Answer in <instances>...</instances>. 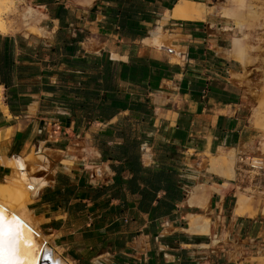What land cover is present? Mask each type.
<instances>
[{
  "label": "crops",
  "instance_id": "1",
  "mask_svg": "<svg viewBox=\"0 0 264 264\" xmlns=\"http://www.w3.org/2000/svg\"><path fill=\"white\" fill-rule=\"evenodd\" d=\"M24 1L42 12L46 37L0 34V191H21L42 242L67 264H264V174L236 164L237 155H263L258 112L247 107L260 84L250 78L255 68L235 59L232 20L217 15L227 0ZM186 3L193 6L176 18ZM59 30L77 38L73 56L62 55ZM37 46L58 54L25 50ZM104 61L109 88L86 87ZM61 72L98 94L96 106L105 95L123 108H77L82 92ZM127 142L138 174L117 156ZM13 156L25 159L35 191L15 181ZM219 156L234 158L232 179L227 169L209 171ZM198 185L214 188L206 206L188 205ZM236 191L258 201L254 215H234ZM188 215L209 219L206 231Z\"/></svg>",
  "mask_w": 264,
  "mask_h": 264
},
{
  "label": "rangeland",
  "instance_id": "2",
  "mask_svg": "<svg viewBox=\"0 0 264 264\" xmlns=\"http://www.w3.org/2000/svg\"><path fill=\"white\" fill-rule=\"evenodd\" d=\"M2 2L4 1H1V3ZM226 5L228 8L223 15H221L223 10H220L217 15L230 18L234 28L239 33L235 40H240L242 42V53L239 57L235 56V59H237L242 66H253L252 68H255V70L250 78L253 80L257 79L256 83L260 84L259 89L254 90L252 93L254 96L256 94L258 95L257 99L254 102L249 101L247 107L249 108L250 114L254 108L258 112L259 119L256 124L252 123V125L259 132L255 146L258 148L257 151L264 155V144H261L264 142V0H227ZM8 8L9 9L6 8L0 11L1 18L10 26L9 30L1 35L20 34L26 37H46L42 31L39 33L33 31L34 33H31L32 29L38 27L40 20L43 18L42 12L39 9L30 5H25L24 0H11V6H8ZM27 9L32 11L33 19L22 22V14ZM209 12L213 13L214 10H210ZM231 51L235 55L233 46H231ZM247 75H250V72H248ZM26 158L29 163L34 160L32 154ZM231 163L233 167L234 158ZM223 167L225 168V166ZM224 175L225 179H231L228 173L224 172ZM238 196H242L244 199L246 198L245 200H247V202L249 201L246 206V211H249V214L245 215H254L258 201L252 199L249 195L236 191L235 197ZM43 240L47 243L44 237Z\"/></svg>",
  "mask_w": 264,
  "mask_h": 264
},
{
  "label": "bare ground",
  "instance_id": "3",
  "mask_svg": "<svg viewBox=\"0 0 264 264\" xmlns=\"http://www.w3.org/2000/svg\"><path fill=\"white\" fill-rule=\"evenodd\" d=\"M1 1H4V2L1 3ZM85 2L88 3L89 0H85ZM8 6H11V0H0V11L5 10L6 8L9 9ZM183 6L184 7L182 8L177 7L173 10V13L176 18L182 17L184 12L186 10L188 11L189 9H191L193 5L186 3ZM221 15H223V13H221ZM29 19H33V13L30 9H27L26 11L23 12L21 20L22 22H24ZM9 28H10L9 24L6 23L1 18V13H0V34H5L9 30ZM33 31H36L37 33H39L41 29L39 27H36L32 29L31 33H34ZM37 157L40 159V156H37ZM24 160L18 156H13L8 161L7 166H9L16 173L15 176L18 178L15 181L17 182L19 187L26 188L31 193L35 191L36 188L39 186L36 185L37 183L36 179L28 176L27 174L28 172L25 171L26 169H25ZM210 162L211 163H210L209 171L218 172L223 169L226 171L227 169L228 170L227 172H229L230 174V175L228 174L229 177L231 179L233 178L234 172H233V167L231 165L232 159H227L226 157L219 156L215 158L212 157ZM223 166H225V168ZM12 179H15V178H12ZM2 190L0 191V208L4 210L5 217L8 219H11V217L15 215L18 218V220L21 222V224L23 225V227L20 228L19 235H18L19 259L21 260L22 264H46V261L49 264H67L63 260V258H60L59 255L55 253V250L50 245L42 242V240L40 239V232L38 231L35 222L33 221L32 218H30L26 210V207L29 203L28 200L26 199L21 200L18 197L19 195L20 197L22 196L21 191H19V193H17L15 196H12V195L7 196L6 192ZM207 190H214V188L200 186V185L195 187V189L190 191V195L188 198V205H193L195 203L194 201L196 200L198 201V204L206 206L205 203L208 200ZM12 191H16V190H12ZM10 192L11 191L7 193H10ZM245 199L242 196L237 197L235 201V205H234V215L242 216L246 212L249 213V211H246V206L248 205L247 203L249 201L247 202V200ZM208 220L204 217L202 218L201 216H197V215L187 216V222L192 227L198 225L201 221H203V224L205 225L204 227L205 231L209 224Z\"/></svg>",
  "mask_w": 264,
  "mask_h": 264
},
{
  "label": "trees",
  "instance_id": "4",
  "mask_svg": "<svg viewBox=\"0 0 264 264\" xmlns=\"http://www.w3.org/2000/svg\"><path fill=\"white\" fill-rule=\"evenodd\" d=\"M2 47L6 48L7 50V58H6V64L8 63L13 64L12 61V55H13V47L11 46V41L7 38L1 40ZM57 42L60 43L61 46V53L62 55L73 56L76 48H77V38L71 39L64 31H58L57 32ZM26 51H34L36 55L41 58L44 55H50L54 54L57 55V47H46V46H37L33 50L31 48L25 49ZM110 65V62H102V68L100 73H96L95 75H92L87 79L85 85L86 87L92 85V86H101L104 90H107L110 86V78L112 76V73H109L108 67ZM45 66V65H44ZM113 67L116 66L115 63L112 64ZM92 70L96 69V66L92 64L89 66ZM26 74H19L18 76H25ZM3 76V75H2ZM4 76L9 78L10 73L6 70L4 73ZM61 81H64V79H67L69 81L75 82L78 84V86L75 87V90L77 92H82L81 85L84 84L78 77H75L72 74H65L63 72L58 74ZM3 85H6L3 83ZM82 98L83 100L80 101V103H77V108L79 107L82 110H85L88 114L94 113L96 110L98 113L102 114H111L116 109L123 108V105L121 104V98L118 99L115 97H106L103 95L102 101H98V106H96L95 102L98 98V94L96 93H90V91L82 92ZM123 150L121 152L119 151L118 157L123 158L125 162H129L130 169L132 170L133 174H138V171H142V169L137 165V153H135L136 149L132 142H127L122 147ZM133 164V166H132Z\"/></svg>",
  "mask_w": 264,
  "mask_h": 264
},
{
  "label": "snow or ice",
  "instance_id": "5",
  "mask_svg": "<svg viewBox=\"0 0 264 264\" xmlns=\"http://www.w3.org/2000/svg\"><path fill=\"white\" fill-rule=\"evenodd\" d=\"M22 227L15 215L8 219L0 208V264H22L18 246L19 230Z\"/></svg>",
  "mask_w": 264,
  "mask_h": 264
},
{
  "label": "built area",
  "instance_id": "6",
  "mask_svg": "<svg viewBox=\"0 0 264 264\" xmlns=\"http://www.w3.org/2000/svg\"><path fill=\"white\" fill-rule=\"evenodd\" d=\"M236 164L246 168L252 175L264 174V155H237Z\"/></svg>",
  "mask_w": 264,
  "mask_h": 264
},
{
  "label": "clouds",
  "instance_id": "7",
  "mask_svg": "<svg viewBox=\"0 0 264 264\" xmlns=\"http://www.w3.org/2000/svg\"><path fill=\"white\" fill-rule=\"evenodd\" d=\"M242 42L240 40H233V46L237 50V54L241 55L242 48H241Z\"/></svg>",
  "mask_w": 264,
  "mask_h": 264
},
{
  "label": "water",
  "instance_id": "8",
  "mask_svg": "<svg viewBox=\"0 0 264 264\" xmlns=\"http://www.w3.org/2000/svg\"><path fill=\"white\" fill-rule=\"evenodd\" d=\"M46 264H49V263H47V261H46Z\"/></svg>",
  "mask_w": 264,
  "mask_h": 264
}]
</instances>
